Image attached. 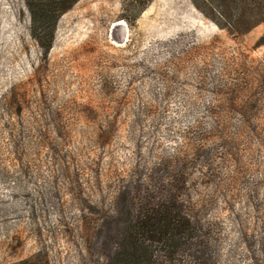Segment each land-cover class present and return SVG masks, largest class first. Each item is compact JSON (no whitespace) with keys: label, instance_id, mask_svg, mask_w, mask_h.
<instances>
[{"label":"rangeland","instance_id":"obj_1","mask_svg":"<svg viewBox=\"0 0 264 264\" xmlns=\"http://www.w3.org/2000/svg\"><path fill=\"white\" fill-rule=\"evenodd\" d=\"M263 34L78 0L44 53L0 0V264H264ZM155 209L160 242L135 227Z\"/></svg>","mask_w":264,"mask_h":264},{"label":"trees","instance_id":"obj_2","mask_svg":"<svg viewBox=\"0 0 264 264\" xmlns=\"http://www.w3.org/2000/svg\"><path fill=\"white\" fill-rule=\"evenodd\" d=\"M23 1L29 14L30 35L44 53H47L59 17L68 12L78 0ZM191 1L206 18L233 36L244 35L255 26L264 25V0ZM261 41L264 44V34ZM175 221L167 210L155 209L137 217L135 227L141 230L144 239L160 242L162 239H168L169 234L177 230ZM135 235L130 233L129 245L133 249L137 243Z\"/></svg>","mask_w":264,"mask_h":264},{"label":"water","instance_id":"obj_3","mask_svg":"<svg viewBox=\"0 0 264 264\" xmlns=\"http://www.w3.org/2000/svg\"><path fill=\"white\" fill-rule=\"evenodd\" d=\"M116 25L119 26V27L121 28V31H122V37L120 38V41H123V40L125 39V30H126V29H125V25H124L123 23H120V24L117 23V24H113L112 27H113V26H116Z\"/></svg>","mask_w":264,"mask_h":264},{"label":"bare ground","instance_id":"obj_4","mask_svg":"<svg viewBox=\"0 0 264 264\" xmlns=\"http://www.w3.org/2000/svg\"><path fill=\"white\" fill-rule=\"evenodd\" d=\"M126 30H125V36H126V32H127V27L125 28ZM122 35V34H121ZM120 36V35H119ZM119 38V37H118Z\"/></svg>","mask_w":264,"mask_h":264}]
</instances>
